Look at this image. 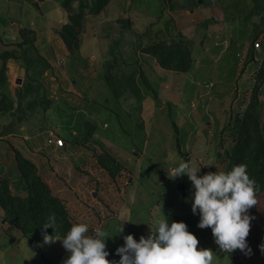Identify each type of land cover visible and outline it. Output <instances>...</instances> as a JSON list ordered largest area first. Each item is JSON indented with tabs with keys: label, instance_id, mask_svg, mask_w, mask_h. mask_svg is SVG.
<instances>
[{
	"label": "crops",
	"instance_id": "0c3cea01",
	"mask_svg": "<svg viewBox=\"0 0 264 264\" xmlns=\"http://www.w3.org/2000/svg\"><path fill=\"white\" fill-rule=\"evenodd\" d=\"M61 2L0 0V55L8 51L19 56L0 57V72L3 70L0 73V168H3L4 176L15 183L18 171L14 149L18 150L36 166L52 195L65 205L72 224L85 223L90 233L99 228L112 236L105 240L109 252L106 258L111 261L119 257L116 249L124 246V236L131 234L137 242L141 236L147 238L155 230L153 222L160 218L161 211L165 216L168 213H193L189 211L190 202L177 210L163 204L164 187L150 195L146 188L143 191L133 189V183H139V179L126 162L131 160L130 156L138 154L126 130L135 125L136 121L128 116L134 106L132 100L124 102L119 98L129 95L144 99L139 121L143 123L141 128L146 130L145 143H151L150 151L157 160L177 157L186 146L180 142L178 128L170 133L167 131L166 137L161 130L157 136L148 132L152 125L144 113L151 116L159 104L164 105L166 102L160 98L165 93L173 99L180 92L175 81L170 82L171 73L176 72L160 68L154 58L140 52L135 54L134 49L156 40L184 39V36L191 39L194 33L207 34L215 45L222 46L223 53L241 45L245 50V40L250 35H257L262 28L259 25L261 15H256L253 10V0H109L101 12L83 16L78 48L70 54L58 35L68 21ZM72 9H78V2L72 3ZM22 28L35 33L34 46L49 64L43 72L35 64L27 70L24 57L20 56L21 50L16 44L22 41ZM116 38L121 47L128 50L122 52L125 64L131 69L137 62L148 89L137 77L138 91L130 86V92L123 87L114 92L108 86L103 72L104 61L110 54V43ZM218 58L209 72L217 68ZM26 81L40 85L45 104L39 102ZM86 83H90L92 94L86 93ZM98 94L111 95L119 114L116 115L117 127L109 134L104 130L97 131L98 116L109 110L94 98ZM151 96L157 99L151 101ZM145 98L146 107L143 104ZM122 111L124 113L120 115ZM58 114L67 117L68 121L61 122L66 123L69 135L61 132ZM192 134H195L193 130L189 135ZM176 137L180 152L176 149ZM54 139H61L63 145L57 146ZM102 152L122 166L118 175L112 177L99 167L96 156ZM91 165L95 166L93 170ZM78 166L88 172H79ZM152 177L157 179L156 175ZM159 177L162 179L163 176ZM180 183L176 181L175 185ZM150 202L152 206L148 211ZM2 214L0 207V264H62L67 258L68 253L59 240L44 244L43 234L25 236L9 225ZM121 225L123 232L118 233ZM204 248L213 251L209 245ZM239 251L242 264H264V257L256 258L247 251ZM217 261L220 260L216 257L213 264Z\"/></svg>",
	"mask_w": 264,
	"mask_h": 264
},
{
	"label": "rangeland",
	"instance_id": "374dc122",
	"mask_svg": "<svg viewBox=\"0 0 264 264\" xmlns=\"http://www.w3.org/2000/svg\"><path fill=\"white\" fill-rule=\"evenodd\" d=\"M95 1L96 0H85L86 8L83 9L84 12H88L89 8L95 4ZM256 3L257 9L255 13L259 15L264 8V2L257 1ZM193 35L191 39L184 36V40H188L191 44L193 58L191 66V68L193 67L192 71L190 72L189 70L188 74L171 73L170 82L175 81L180 95L173 98L175 101H172V97L165 93L162 98H160L161 101L166 102L164 105L161 104L160 106L158 103V109H156V112H152L151 116L150 114L148 115L147 112L144 113L152 125L151 129L148 127V132L152 134L151 136H157L158 131L161 130L163 137H166L167 131L170 133L171 130L178 128L179 134L181 133L180 142L183 146L184 144L187 146V148H185L186 146L183 147V151L179 153V156H174L173 158L168 156L167 159L163 161L157 160L150 151L151 143H145L146 138L144 134L146 130L141 128L143 123L139 121L141 119L139 117V111L140 108H142L141 101L144 99L141 97L135 98L134 96L133 98L129 95H124L119 98V100L124 102H130V100H132L134 106V108L130 110L128 116H131L133 121L136 122L133 127L126 130V135L129 136L130 139L132 138L133 146L136 147V153L138 154L134 157L130 156L131 160L126 162L131 172H135L139 179V183H133V189L139 188L143 191L144 188H146L148 190H146L147 193L150 195L152 191L155 192L159 189L162 191L164 187L166 192L164 199H161L163 201L162 203L174 210L183 207L187 202H190L192 205L194 188L187 176L170 179V169L177 167L181 161H185L189 162L191 166L200 169L198 172L200 176L208 172L223 170L225 153L232 143L230 131L225 129V125L229 117L240 113L246 106L253 82L252 69L253 67L256 68L257 60L261 59V50L258 48L256 49L257 51L254 52L256 57L254 58V62L251 63V61H249L247 52L250 51L252 44L256 41V36L254 34L250 35L245 40V50L241 49V45L235 50H232V47H230L227 53H223L222 46L219 44L215 45V42L210 40L207 34L196 35L193 33ZM177 39L179 38H174V40ZM110 44V54L104 61L103 72H107V74L113 77V82L116 83L117 86L114 92H117L121 87L128 89L130 92L132 86L130 87L129 81L125 78L134 73H136L139 83L143 85L141 77L138 76V74L142 75V71L137 62L135 61V65L131 69L125 64L122 52L127 53L128 50H124L121 47L120 40L118 41L116 38ZM194 44L196 46H194ZM134 52L135 54L139 52V46H136ZM223 55L226 56L223 58ZM219 56L221 59L218 58ZM217 58L219 59L217 68L214 69L213 72H209L213 66L212 63L215 64ZM118 81L121 82V84L119 83L120 85H118ZM27 83L32 86L31 89L34 91L33 93H36L39 102L45 104L46 101L41 94V90L36 88V84ZM85 85L86 93L92 94L89 88L90 86H88L90 83H86ZM145 88L148 89L147 86ZM94 98L110 110L100 113L97 123V131L103 132L104 130L106 134H109L117 127L116 115L119 116L116 108H114V98L111 95L104 94H98ZM150 99L152 101L157 98L156 96H151ZM259 100L260 103L257 107V114L259 120L264 122V83L259 91ZM143 104L146 107L148 104L147 98H145ZM196 111H198V114H195L197 113ZM122 113L124 112L122 111L120 115H122ZM58 116L60 117L59 121L61 124L59 127L61 132L69 135V129H67L65 123L68 121L67 117H64L63 114H58ZM61 121L65 122L62 123ZM104 124L106 125L103 127ZM191 130H193L195 134L189 135ZM94 167V165H91V170H93ZM77 168L79 172H88V170H80L79 166ZM0 175L4 176L3 172ZM154 175L157 176V179L152 177ZM160 175L163 176L162 179L159 177ZM176 181L182 182L186 187L185 190L179 194L176 192ZM163 184L164 186H162ZM148 185H150L151 188H147ZM11 189L15 192V185H12ZM256 199V206L249 209L248 214L254 217V219L250 222V233L246 239L248 248L251 250L248 254L256 258H262L264 257V251H261L260 246L264 245V193L258 194ZM151 203L152 202L147 204L148 211L152 206ZM189 211L192 210L189 209ZM198 233L200 239L199 247L204 248L208 245L211 246L215 252V256L221 261H217V264H242L241 260L238 258L239 249L229 254L222 252L219 248H216L214 244L206 243L208 241L205 239L207 234L211 235V239L213 238L210 228L200 229L198 227ZM223 256H225V259Z\"/></svg>",
	"mask_w": 264,
	"mask_h": 264
},
{
	"label": "trees",
	"instance_id": "16d2710c",
	"mask_svg": "<svg viewBox=\"0 0 264 264\" xmlns=\"http://www.w3.org/2000/svg\"><path fill=\"white\" fill-rule=\"evenodd\" d=\"M257 1L253 0L254 11L257 9ZM78 2L79 9H72V3ZM109 0H96L95 4L89 8L88 12H84L86 8L85 0H62L61 5L66 10L68 21L58 31V35L70 54H73L78 48L79 34L82 29L83 16L88 14H97L105 7ZM261 9V8H260ZM260 16V32L255 35L256 41L260 42L261 59L257 60L256 68L252 71V86L250 89V97L244 109L229 117L225 129L230 131L231 146L225 153L224 171H229L234 165L244 164L247 166V174L256 182V196L264 193V122L258 118L257 107L260 103L259 91L264 83V8ZM258 25V26H259ZM22 41L16 44L21 50L20 56L24 57L26 68L30 65H36L41 68L40 72L49 68V64L38 54L35 42V33L32 30L20 29ZM254 42V43H255ZM252 44L251 50L248 52L249 61L254 62L255 48ZM139 52L155 59L157 66L160 68L176 73L189 72L192 66L193 58L191 44L188 40L179 38L177 40H156L139 48ZM14 52H4L1 58L17 57ZM19 57V56H18ZM1 70L0 73H2ZM141 81L148 87V84L142 75ZM136 73L126 76L130 86L138 91L136 86ZM113 77L105 72V79L108 86L112 90H116V83ZM31 79V78H30ZM121 79V78H119ZM115 80V79H114ZM121 82L118 81V85ZM29 88L32 86L29 85ZM36 88L40 89L37 83ZM48 103V102H47ZM176 149L180 152L179 142L176 137ZM97 164L110 176L114 177L122 171V166L108 153H100L97 156ZM14 159L18 171V179L11 183V179L0 175V207L3 211V219L11 226L19 229L23 235L28 236L31 233L43 234L63 237L72 225L69 213L61 200L52 195L49 186L42 180L37 172L36 166L24 158L21 153L14 149ZM15 185V192L11 186ZM55 215V228L44 229L43 225L48 222L49 217ZM169 223L184 222L187 230L191 232L199 240L198 223L199 211L194 213L175 214L168 213L166 217ZM155 231V230H154ZM207 244H215L211 235L207 234ZM120 257L111 260L119 261Z\"/></svg>",
	"mask_w": 264,
	"mask_h": 264
},
{
	"label": "clouds",
	"instance_id": "9594fccd",
	"mask_svg": "<svg viewBox=\"0 0 264 264\" xmlns=\"http://www.w3.org/2000/svg\"><path fill=\"white\" fill-rule=\"evenodd\" d=\"M200 169L189 162L181 161L170 169V179L187 176L194 192L191 210L199 211L200 229L210 228L213 240L225 253L237 249L242 252L250 249L247 237L250 233L251 220L249 209L256 206V182L247 174V166L234 165L229 171L208 172L198 175ZM161 211L160 218L153 224L155 231L137 242L131 234L123 237L124 246L116 253L119 261H109L105 240L111 238L99 228L90 233L85 223H73L63 237L43 233L44 244L59 240L68 253L62 264H213L215 253L209 248H200L199 240L187 230L184 222L165 218ZM55 215L49 217L44 229L55 228ZM123 232V227L118 233ZM264 251V245H261Z\"/></svg>",
	"mask_w": 264,
	"mask_h": 264
},
{
	"label": "built area",
	"instance_id": "2783aa9c",
	"mask_svg": "<svg viewBox=\"0 0 264 264\" xmlns=\"http://www.w3.org/2000/svg\"><path fill=\"white\" fill-rule=\"evenodd\" d=\"M254 48L258 49L260 47V42L257 41L254 43ZM53 142L57 145V146H62L63 145V141L61 139H54Z\"/></svg>",
	"mask_w": 264,
	"mask_h": 264
},
{
	"label": "water",
	"instance_id": "95a60500",
	"mask_svg": "<svg viewBox=\"0 0 264 264\" xmlns=\"http://www.w3.org/2000/svg\"><path fill=\"white\" fill-rule=\"evenodd\" d=\"M3 172V168H0V174ZM176 190L181 192L184 190V185L182 183L176 185Z\"/></svg>",
	"mask_w": 264,
	"mask_h": 264
}]
</instances>
